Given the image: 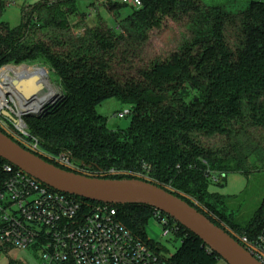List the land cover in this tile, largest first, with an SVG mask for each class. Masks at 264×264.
Segmentation results:
<instances>
[{
  "label": "trees",
  "instance_id": "1",
  "mask_svg": "<svg viewBox=\"0 0 264 264\" xmlns=\"http://www.w3.org/2000/svg\"><path fill=\"white\" fill-rule=\"evenodd\" d=\"M139 1L124 15L127 5L103 2L115 27L85 25L74 0L25 8L16 28L0 21V68L34 61L49 67L62 89L58 104L23 118L29 136L48 163L57 166L51 159L66 153L82 175L149 182L231 236L255 238L264 228V196L241 226L231 209L236 196L209 186L229 174L264 173V0L236 11L202 0ZM5 7L0 0V15ZM156 33L161 51L151 47ZM111 99L128 107L126 129H109L97 112ZM112 205L150 244L145 227L153 208ZM177 227L181 243L170 264H217L216 254ZM7 249L0 245V255Z\"/></svg>",
  "mask_w": 264,
  "mask_h": 264
},
{
  "label": "built area",
  "instance_id": "2",
  "mask_svg": "<svg viewBox=\"0 0 264 264\" xmlns=\"http://www.w3.org/2000/svg\"><path fill=\"white\" fill-rule=\"evenodd\" d=\"M103 1L134 8L141 5L139 0ZM62 98L63 93L58 103ZM2 110L9 112L16 121L3 117ZM127 115L129 110L117 116L124 118ZM0 127L12 140L23 142L26 150L40 156L38 142L29 136L18 109L9 106L0 109ZM51 160L61 169L80 174L77 171L81 170L66 153ZM1 161L5 177L0 178V245L16 250L38 249L41 264H170L160 244L148 238L149 244L135 237L117 219L112 203L84 202L82 198L58 192ZM153 210L151 219L162 228V237L174 235L178 231L177 222L159 210ZM232 237L248 254L264 264V228L252 239L245 235ZM157 247L160 248L158 251Z\"/></svg>",
  "mask_w": 264,
  "mask_h": 264
},
{
  "label": "water",
  "instance_id": "3",
  "mask_svg": "<svg viewBox=\"0 0 264 264\" xmlns=\"http://www.w3.org/2000/svg\"><path fill=\"white\" fill-rule=\"evenodd\" d=\"M57 97L59 99L61 95L55 93L53 99ZM52 100L45 103L41 111L24 112L22 117H40L47 112ZM1 115L12 122L16 121L5 110H2ZM0 159L58 192L91 202L134 203L159 210L196 236L226 264H260L225 230L211 223L178 196L149 182L139 179L92 178L61 169L24 149L1 130Z\"/></svg>",
  "mask_w": 264,
  "mask_h": 264
},
{
  "label": "rangeland",
  "instance_id": "4",
  "mask_svg": "<svg viewBox=\"0 0 264 264\" xmlns=\"http://www.w3.org/2000/svg\"><path fill=\"white\" fill-rule=\"evenodd\" d=\"M5 2V9L0 15V21L6 22L11 28H16L22 23V12L25 8L33 7L41 3H48L57 0H2ZM207 5L212 6H225L232 11L245 8L252 0H202ZM103 0H74L73 6L77 14L87 16L85 19V25L91 26L97 23L99 20L104 22L108 27H115L116 22L114 17L109 11L102 5ZM132 6L127 5L122 10V14H128L131 12ZM89 16V17H88ZM170 21H167L169 25ZM76 24V23H75ZM80 27H85L83 22L78 23ZM40 36V32H37ZM151 47L155 50H163L161 40L158 38V34L153 35ZM21 64V65H5L0 68V71L6 67H20L28 66L29 68H42L46 70V74L43 75V79L46 82L47 88L52 94H62V89L53 75V72L49 67L41 65L39 63ZM48 91V90H45ZM9 107L17 109L16 100L13 95H6ZM57 99H53L48 107L57 104ZM128 110L127 106L122 105L118 101L111 99L103 102L98 108L97 112L107 118V127L111 130L126 129L130 123V115L124 118H118L120 112ZM24 118V117H22ZM7 125L8 122L5 121ZM28 129V127H27ZM220 184L212 183L209 186V191L224 196H236V200H232L231 209L234 211L235 221L239 225H244L252 216L256 208L259 206L264 196V173H257L251 175L248 179L240 174H229L226 179L219 180ZM146 235L149 239L157 242L163 247V254L166 257L171 256L179 248L181 240L175 235H171L167 238L162 237V228L154 220L150 219L145 227ZM41 251L34 248L28 250H16L8 247L5 253L0 255V264H8L9 261L18 262L20 264H41ZM217 264H226L223 260L219 259Z\"/></svg>",
  "mask_w": 264,
  "mask_h": 264
},
{
  "label": "bare ground",
  "instance_id": "5",
  "mask_svg": "<svg viewBox=\"0 0 264 264\" xmlns=\"http://www.w3.org/2000/svg\"><path fill=\"white\" fill-rule=\"evenodd\" d=\"M45 74L46 70L38 67L3 68L0 71V109L8 106L6 95L11 94L16 100L18 115L39 112L45 103L54 98L43 79Z\"/></svg>",
  "mask_w": 264,
  "mask_h": 264
},
{
  "label": "flooded vegetation",
  "instance_id": "6",
  "mask_svg": "<svg viewBox=\"0 0 264 264\" xmlns=\"http://www.w3.org/2000/svg\"><path fill=\"white\" fill-rule=\"evenodd\" d=\"M0 130L6 132V130H5L4 128H1V127H0Z\"/></svg>",
  "mask_w": 264,
  "mask_h": 264
}]
</instances>
